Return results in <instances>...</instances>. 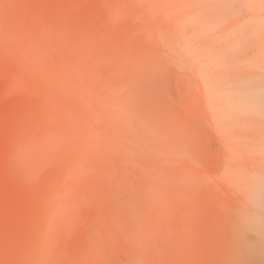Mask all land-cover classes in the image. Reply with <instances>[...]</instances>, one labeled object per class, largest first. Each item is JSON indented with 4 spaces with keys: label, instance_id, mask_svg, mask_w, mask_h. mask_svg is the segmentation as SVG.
Listing matches in <instances>:
<instances>
[{
    "label": "rangeland",
    "instance_id": "1",
    "mask_svg": "<svg viewBox=\"0 0 264 264\" xmlns=\"http://www.w3.org/2000/svg\"><path fill=\"white\" fill-rule=\"evenodd\" d=\"M0 264H264V0H0Z\"/></svg>",
    "mask_w": 264,
    "mask_h": 264
}]
</instances>
